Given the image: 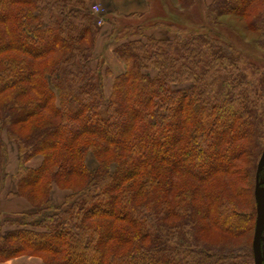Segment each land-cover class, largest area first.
Instances as JSON below:
<instances>
[{"label": "trees", "instance_id": "16d2710c", "mask_svg": "<svg viewBox=\"0 0 264 264\" xmlns=\"http://www.w3.org/2000/svg\"><path fill=\"white\" fill-rule=\"evenodd\" d=\"M204 12L239 17L264 48V0H211ZM141 17L111 21L125 71L106 95L85 0H0V193L5 132L18 160L7 196L32 207L0 216V262L253 263L264 73L209 34L154 23L171 33L145 35L150 26L131 22ZM53 185L66 191L60 204Z\"/></svg>", "mask_w": 264, "mask_h": 264}, {"label": "rangeland", "instance_id": "374dc122", "mask_svg": "<svg viewBox=\"0 0 264 264\" xmlns=\"http://www.w3.org/2000/svg\"><path fill=\"white\" fill-rule=\"evenodd\" d=\"M211 0H197L194 7L191 9H183L177 0H147V13L143 14L141 18L133 19L132 23H138L141 25H153L154 23H161L163 25H171L173 27H184L191 31H198L200 33L209 34L216 38H219L230 45H232L239 53H241L245 59L244 65L250 71L251 74L257 76L256 71L264 73V48L258 46L256 39L257 36L251 34L245 27L244 21L239 17L226 14L219 17L218 22H211L205 16V6L210 3ZM122 20H120L121 22ZM99 25L98 23H96ZM150 26L144 34L152 36L154 32L163 33L162 35L170 34L171 31L165 26ZM255 78V77H254ZM10 146L15 148L13 142H8ZM11 147V148H12ZM10 148V152L12 153ZM264 152V140L262 141V148L259 161ZM86 163L89 168L96 166L94 157L89 153L86 157ZM257 164V167H258ZM258 169L255 168L252 174H250L251 184L255 188L256 177ZM254 192V190H253ZM255 192L253 193V195ZM255 200V195H254ZM255 217H256V205H255ZM252 230V236H253ZM249 235H244L238 241L230 242V246L239 244H248ZM252 242V237L251 240ZM251 244V243H250ZM253 264V263H252Z\"/></svg>", "mask_w": 264, "mask_h": 264}, {"label": "crops", "instance_id": "0c3cea01", "mask_svg": "<svg viewBox=\"0 0 264 264\" xmlns=\"http://www.w3.org/2000/svg\"><path fill=\"white\" fill-rule=\"evenodd\" d=\"M87 5L92 8L98 6L101 9L103 22L99 25L100 33L97 38L95 46V55L103 60L104 74V92L109 95L114 78L125 71L123 61L115 54V42L110 40V33L113 28L112 22L120 21L125 16L130 14L142 15L147 13V0H85ZM131 21V20H130ZM165 33V32H163ZM163 33L154 32L153 36L161 37ZM1 137L7 144L8 150V163L6 165V172L8 177L5 181L4 188L0 193V216L8 213L27 212L31 211L32 207L28 201L22 197L13 196L8 197L7 193L15 190V183L12 175L15 173L18 160H17V147L10 146L6 138L5 132L1 133ZM12 142V141H11ZM14 143V142H13ZM15 144V143H14ZM41 156L32 158L27 162L30 167H37L41 163ZM66 191L59 189L55 185L52 186L50 191V199L53 204H60L63 201ZM42 261L39 257L22 255L0 262V264H40Z\"/></svg>", "mask_w": 264, "mask_h": 264}, {"label": "water", "instance_id": "95a60500", "mask_svg": "<svg viewBox=\"0 0 264 264\" xmlns=\"http://www.w3.org/2000/svg\"><path fill=\"white\" fill-rule=\"evenodd\" d=\"M263 165H264V152L259 161L258 171L262 169ZM255 201H256V220H255V227L252 238V253L254 258V264H262L260 239L262 237V229L264 225V186L260 187L259 184L256 185Z\"/></svg>", "mask_w": 264, "mask_h": 264}, {"label": "flooded vegetation", "instance_id": "af4514ba", "mask_svg": "<svg viewBox=\"0 0 264 264\" xmlns=\"http://www.w3.org/2000/svg\"><path fill=\"white\" fill-rule=\"evenodd\" d=\"M257 169H258V167H257ZM257 184H259L260 187L264 186V165H263L262 169L260 171H258V174L256 177L255 187ZM254 192H255V188H254ZM255 203H256V201H255ZM255 220H256V217H255ZM254 227H255V222H254ZM260 244H261V256H262L261 263L264 264V225H263V229H262V237L260 239ZM253 264H254V258H253Z\"/></svg>", "mask_w": 264, "mask_h": 264}, {"label": "built area", "instance_id": "2783aa9c", "mask_svg": "<svg viewBox=\"0 0 264 264\" xmlns=\"http://www.w3.org/2000/svg\"><path fill=\"white\" fill-rule=\"evenodd\" d=\"M93 11H94L95 13H98V12H99V8H98L97 6H95V7L93 8ZM97 22H98V24H100V23H101V20L99 19Z\"/></svg>", "mask_w": 264, "mask_h": 264}]
</instances>
